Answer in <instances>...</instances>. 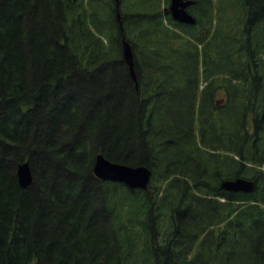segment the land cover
Instances as JSON below:
<instances>
[{
    "label": "trees",
    "instance_id": "trees-1",
    "mask_svg": "<svg viewBox=\"0 0 264 264\" xmlns=\"http://www.w3.org/2000/svg\"><path fill=\"white\" fill-rule=\"evenodd\" d=\"M118 1L0 0V264H264V0Z\"/></svg>",
    "mask_w": 264,
    "mask_h": 264
},
{
    "label": "water",
    "instance_id": "water-1",
    "mask_svg": "<svg viewBox=\"0 0 264 264\" xmlns=\"http://www.w3.org/2000/svg\"><path fill=\"white\" fill-rule=\"evenodd\" d=\"M191 2L192 0H170L165 12H169L176 20L194 23V16L186 9V6ZM119 16L120 14L117 12V17ZM122 55L129 66L131 75L135 77L133 50L130 42L124 37L122 38ZM93 172L101 179L122 182L130 188L147 187L151 177V169L145 164H127L113 161L102 153H97L95 157ZM17 177L22 186H28L32 182V174L27 160L18 164ZM253 186L254 181L244 177L226 178L221 181V187L228 190L249 191Z\"/></svg>",
    "mask_w": 264,
    "mask_h": 264
},
{
    "label": "rangeland",
    "instance_id": "rangeland-1",
    "mask_svg": "<svg viewBox=\"0 0 264 264\" xmlns=\"http://www.w3.org/2000/svg\"><path fill=\"white\" fill-rule=\"evenodd\" d=\"M235 1H237V0H235ZM233 6H234V9H236V8L239 9V11H238V12H239V15H238V16L235 15L233 18H234V19H243V20H244L245 15H244L243 12H242V10H243L244 8H243V6L240 4V1H239V3L235 2V3L233 4ZM167 8H168V3H167V4H164V3L161 4V10H162V11H164V10L167 9ZM243 17H244V18H243ZM222 24H223V22H222ZM263 56H264V55H263ZM263 164H264V163H263ZM263 164H262L261 168L264 166Z\"/></svg>",
    "mask_w": 264,
    "mask_h": 264
},
{
    "label": "flooded vegetation",
    "instance_id": "flooded-vegetation-1",
    "mask_svg": "<svg viewBox=\"0 0 264 264\" xmlns=\"http://www.w3.org/2000/svg\"><path fill=\"white\" fill-rule=\"evenodd\" d=\"M113 1H114V3H115V2L117 3V0H113ZM238 1H240V0H238ZM192 3H193V2H191L189 5L186 6V9H187L191 14H192V12H191L192 9H190L189 6H190ZM243 8L245 9V7H243ZM244 9H243V10H244ZM244 15H245V18H244V17H243V18L246 19V20L248 21L249 18H250V16H248V14H247V15L244 14ZM116 16H117V15H116ZM195 23H196V22H195ZM190 24H194V23H190Z\"/></svg>",
    "mask_w": 264,
    "mask_h": 264
},
{
    "label": "bare ground",
    "instance_id": "bare-ground-1",
    "mask_svg": "<svg viewBox=\"0 0 264 264\" xmlns=\"http://www.w3.org/2000/svg\"><path fill=\"white\" fill-rule=\"evenodd\" d=\"M126 62V61H125Z\"/></svg>",
    "mask_w": 264,
    "mask_h": 264
}]
</instances>
